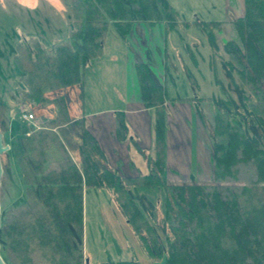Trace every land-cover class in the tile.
Listing matches in <instances>:
<instances>
[{"label":"trees","instance_id":"obj_1","mask_svg":"<svg viewBox=\"0 0 264 264\" xmlns=\"http://www.w3.org/2000/svg\"><path fill=\"white\" fill-rule=\"evenodd\" d=\"M69 2L73 28L66 41H56L50 54L36 37H22L15 45L14 60L29 102H49L44 86H80L84 67L101 54L109 22L125 42L136 22H163L166 34L191 25L179 21L168 0ZM192 23L219 25L198 19ZM234 24L240 43L228 40L224 51L229 56L226 64L245 88L242 107L234 110L229 98L221 108L209 97H199L213 106L211 183L167 182L168 95L146 62L134 67L142 104L154 111L155 142L147 174L122 176L107 167L97 140L83 126L84 119L69 117L66 97L52 100L56 113L45 118L38 129L19 120L21 112L16 106L18 134L12 148L27 202L0 214V254L5 264H90L81 251L84 187L110 192L153 259L114 264H264V0H244V15L234 19ZM116 114L119 134L125 137L123 113ZM65 124L69 128H64ZM71 128L78 130V143L75 135L68 141ZM73 148L79 163L69 153ZM53 152L61 155L58 168L46 171ZM138 187L161 188L163 192V239L147 218L146 207L136 194Z\"/></svg>","mask_w":264,"mask_h":264},{"label":"rangeland","instance_id":"obj_2","mask_svg":"<svg viewBox=\"0 0 264 264\" xmlns=\"http://www.w3.org/2000/svg\"><path fill=\"white\" fill-rule=\"evenodd\" d=\"M170 1L181 22L191 24L198 19L219 22V25L208 27L190 25L168 31L167 71L160 79L168 95L165 114L172 122L166 126L167 131L175 127L177 106L179 108L184 106L180 103L182 101L177 102V99L192 97L195 93L194 95L200 97H209L212 103L224 108L227 106L225 100L229 98L233 109L238 111L242 107L241 96L245 91L237 73L226 64L229 56L224 51V43L232 37L240 43L233 15L239 11L242 0ZM72 22L69 0H0V130L3 133L4 144L9 147L1 156L3 168L0 184L1 212L27 202L26 186L12 148L18 134L16 106L21 105L22 108L31 105L38 122L42 124L45 118H52L55 115L56 107L52 100L59 96L67 98L68 115L73 119L78 110L80 96L78 84L52 89H45L44 86L43 93L49 102H29L27 88L19 79L20 72L14 60L15 45L22 37H36L50 54L56 41L63 42L68 39V34L73 28ZM102 43L105 47L103 51L101 49V54L103 52L99 55L101 57H95L87 64L89 66L97 63L100 68L92 70L93 74H89L90 69L85 70L87 67L85 66L82 76L88 87L86 104L94 109H106L108 112L111 109H121L119 107L125 105L131 88V74L127 68L125 41L111 22L107 25ZM142 46L146 45L142 44L140 47ZM141 49L144 56L149 52L145 48ZM133 50L130 44L128 55L130 63L134 58ZM113 54L116 57H111ZM174 66H177L178 70H175ZM200 109L196 108L195 118L202 136L209 145L213 161L211 144L213 106L205 102ZM67 125L63 127L69 128L70 125ZM71 129L68 141L73 140L78 132L74 128ZM256 131L262 133L259 128ZM188 147L187 142L186 149ZM75 152H77L75 148L69 149L73 156ZM49 159L46 168L56 166L61 155L53 152L49 154ZM212 181L213 171L209 183ZM136 194L146 207L147 218L163 239V230L166 227L163 223L164 196L161 188L138 187ZM81 251L82 256L90 264L104 262L114 264L118 260L132 259L139 263L153 261L127 223L115 198L105 188L84 187Z\"/></svg>","mask_w":264,"mask_h":264},{"label":"crops","instance_id":"obj_3","mask_svg":"<svg viewBox=\"0 0 264 264\" xmlns=\"http://www.w3.org/2000/svg\"><path fill=\"white\" fill-rule=\"evenodd\" d=\"M168 1L174 7L173 3ZM241 4L239 11L233 15V19L244 15L243 0ZM191 25L194 24L191 23ZM231 40H235L234 37ZM167 41L168 34L165 33L163 22L153 25L143 22L134 23L124 44L127 68L131 74L129 90L131 95L128 92L125 105L119 107L121 109H111L106 112V109L89 107L86 104L87 81L83 79L81 85L78 84L80 89L79 106L75 116L72 114L73 119H84L83 126L95 137L101 148L102 162L107 167L117 170L122 176L147 174L150 171L155 142L154 111L145 108L142 104L134 66L136 63L146 62L153 76L160 81L162 74H166L167 71ZM103 43L101 44L102 51L105 47ZM200 43L203 42L200 40ZM130 44L135 52L131 63L128 57ZM142 44L146 46L140 47ZM141 48H145L149 52H146L144 56ZM111 57L116 56L113 54ZM98 67L97 63L91 64L85 67V70L88 68L90 69L89 74H93V71ZM174 69L178 70L177 66H174ZM99 72L102 73L101 70ZM194 94L192 97L177 99V102L182 101L180 103H183L184 106L181 108L177 106L178 113L174 119L175 127L172 130L169 128L168 131L165 127L164 172L169 183H209L212 180V153H210L209 145L205 137L202 136L195 118L196 108L201 110L200 107L205 101L199 100L200 96ZM206 103H209V100ZM176 105L178 104L176 103ZM165 106H168V101L165 102ZM115 110L123 113L126 126L125 137L119 134ZM169 122L172 123L166 114L165 125L168 126ZM75 141L79 142L77 135H75ZM187 142L189 147L186 149ZM71 156L76 163H79L77 152ZM57 168L56 164V166H47L45 170Z\"/></svg>","mask_w":264,"mask_h":264},{"label":"built area","instance_id":"obj_4","mask_svg":"<svg viewBox=\"0 0 264 264\" xmlns=\"http://www.w3.org/2000/svg\"><path fill=\"white\" fill-rule=\"evenodd\" d=\"M21 108V105L19 109ZM20 120L27 122L28 124L32 125L34 129H38L41 127L40 122H38L36 115L34 113V109L31 108V105L28 107H22L20 110ZM29 133H27L28 135Z\"/></svg>","mask_w":264,"mask_h":264},{"label":"water","instance_id":"obj_5","mask_svg":"<svg viewBox=\"0 0 264 264\" xmlns=\"http://www.w3.org/2000/svg\"><path fill=\"white\" fill-rule=\"evenodd\" d=\"M8 146L4 144V140H3V133L0 130V184H1V177H2V173H3V168H2V161H1V156L3 155V153L5 151L8 150ZM1 214V211H0ZM0 264H5V261L3 260L1 254H0Z\"/></svg>","mask_w":264,"mask_h":264}]
</instances>
